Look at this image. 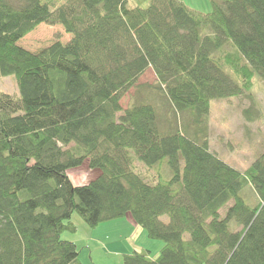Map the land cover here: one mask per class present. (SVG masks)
<instances>
[{
  "label": "trees",
  "instance_id": "trees-1",
  "mask_svg": "<svg viewBox=\"0 0 264 264\" xmlns=\"http://www.w3.org/2000/svg\"><path fill=\"white\" fill-rule=\"evenodd\" d=\"M210 2L0 0V77L17 87L0 91V264H86L62 238L78 230L74 213L90 228L129 216L162 242L123 264H264V151L240 171L203 126L212 99L246 93L256 118L264 0ZM43 22L69 38L24 47ZM148 68L155 83H138ZM136 86L162 93L164 119L147 97L121 107ZM85 159L99 173L75 185L69 171Z\"/></svg>",
  "mask_w": 264,
  "mask_h": 264
},
{
  "label": "rangeland",
  "instance_id": "rangeland-1",
  "mask_svg": "<svg viewBox=\"0 0 264 264\" xmlns=\"http://www.w3.org/2000/svg\"><path fill=\"white\" fill-rule=\"evenodd\" d=\"M190 7L199 9L203 12L211 10V0H183ZM63 26L60 24H49L48 22L40 23L36 29L29 32L22 39V45L29 49H37L38 47L47 46L54 41V36L59 35L62 40L69 37L63 31ZM20 41V42H21ZM156 81L152 68H148L145 73L139 78L138 83L152 85ZM254 86L249 91L258 104L253 105L248 114L256 115L254 121H247L243 109L251 106L248 95L232 96V98L212 99L210 101V110L208 117L204 123L207 127V137L209 148L214 151L219 158L227 162L233 168L244 171L258 155L264 151V81L256 74L254 76ZM16 82L11 75L0 77V91L17 93ZM137 97H147L148 102L155 107L157 116L164 119L168 110L165 97L159 91H153L150 88H131L123 97L121 107L124 109L127 105L136 100ZM163 121V120H161ZM164 122V121H163ZM72 146L69 145L67 147ZM85 159L84 163L70 169L69 175L76 184H86L89 180L97 177L98 168H90ZM137 163V169L144 174H153L152 170L146 171L140 162ZM167 167V165H165ZM243 199L250 204L256 202V194L253 188L246 185L240 192ZM71 220L77 226L78 230L75 233L64 232L62 238L71 239L76 243L79 252V259L86 264H123L121 254L130 250L128 247L129 236L131 232L125 234V240L115 244L111 240L104 238V233L101 228L87 227L82 218L78 214H72ZM230 227L234 228V222L230 223ZM95 231V232H94ZM94 232V233H93ZM144 235V234H143ZM146 237V240L149 238ZM115 242H119L117 234H113ZM151 241V240H150ZM158 242L161 241H153Z\"/></svg>",
  "mask_w": 264,
  "mask_h": 264
},
{
  "label": "crops",
  "instance_id": "crops-1",
  "mask_svg": "<svg viewBox=\"0 0 264 264\" xmlns=\"http://www.w3.org/2000/svg\"><path fill=\"white\" fill-rule=\"evenodd\" d=\"M99 228L102 229L104 233V238H106V240L108 241L111 240L115 244L121 243V241L125 240L124 239L125 235H123L122 233L126 234L127 231L128 233L131 232V236H129L130 243H128V247H130V250H127V252H131L133 249L148 250L149 256L154 258V256L158 253V251L162 247L161 243L159 244L158 242H153L158 240L155 239L146 240V237H144L146 236L145 231L141 229L140 226L136 225L135 222L132 220V218L129 216H124V217H120V219H114V220H109L107 222H102L99 224V226L95 227L94 230H98ZM114 233H116L117 237H119V242L114 241L113 238Z\"/></svg>",
  "mask_w": 264,
  "mask_h": 264
}]
</instances>
